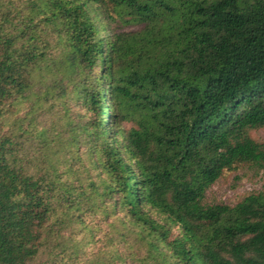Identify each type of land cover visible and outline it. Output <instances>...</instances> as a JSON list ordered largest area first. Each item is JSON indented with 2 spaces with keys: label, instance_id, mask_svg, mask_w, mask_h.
Listing matches in <instances>:
<instances>
[{
  "label": "trees",
  "instance_id": "trees-1",
  "mask_svg": "<svg viewBox=\"0 0 264 264\" xmlns=\"http://www.w3.org/2000/svg\"><path fill=\"white\" fill-rule=\"evenodd\" d=\"M261 127L264 0H0V264H264V192L204 203Z\"/></svg>",
  "mask_w": 264,
  "mask_h": 264
},
{
  "label": "rangeland",
  "instance_id": "rangeland-1",
  "mask_svg": "<svg viewBox=\"0 0 264 264\" xmlns=\"http://www.w3.org/2000/svg\"><path fill=\"white\" fill-rule=\"evenodd\" d=\"M110 17L115 20H109L110 25L106 22L105 18L100 20L101 23L106 24L105 28L109 31H133L137 30L138 27L124 26L114 13L113 6L109 5L108 8ZM110 121V118H109ZM124 127L130 128L131 124H124ZM249 136L256 143L264 145V127L252 129L249 131ZM264 192V165L256 166L254 164H239L232 170H224L221 177L209 187L205 193L204 203L214 205L218 203H224L230 206H234L241 202L245 197L251 194H257ZM124 214H119L118 217L122 218ZM86 220L90 225L94 236L93 242L89 241L84 246L85 255L81 259H77V264H88L92 254H96L99 249L107 248L106 242L110 234L111 228L107 225V220L102 216L92 217L86 216ZM113 221V220H112ZM118 220H116V223ZM123 232L127 230L123 226H119ZM83 234L77 232L75 238L81 237ZM59 253L58 250L54 251V255ZM71 264L70 261L60 255L57 259L48 255L46 252L39 258L30 264Z\"/></svg>",
  "mask_w": 264,
  "mask_h": 264
}]
</instances>
